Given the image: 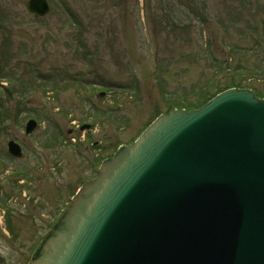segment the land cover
Instances as JSON below:
<instances>
[{"label": "rangeland", "instance_id": "1", "mask_svg": "<svg viewBox=\"0 0 264 264\" xmlns=\"http://www.w3.org/2000/svg\"><path fill=\"white\" fill-rule=\"evenodd\" d=\"M27 1L0 0V100L7 108L0 113V187L26 173L31 204L41 184L50 192L69 182L75 192L82 182L76 154L107 157L172 102L192 101L198 82L212 76L207 42L214 40L222 63L251 46L250 24L264 35V0H47L41 18L27 12ZM168 17L184 25L166 29ZM253 85L264 90L263 82ZM29 119L37 127L25 135ZM85 124L94 129L81 131ZM9 140L20 144L21 159H7ZM55 160L69 170L55 173ZM26 225L28 259L37 243Z\"/></svg>", "mask_w": 264, "mask_h": 264}, {"label": "water", "instance_id": "2", "mask_svg": "<svg viewBox=\"0 0 264 264\" xmlns=\"http://www.w3.org/2000/svg\"><path fill=\"white\" fill-rule=\"evenodd\" d=\"M28 264H264V99L229 89L158 116L102 162Z\"/></svg>", "mask_w": 264, "mask_h": 264}, {"label": "flooded vegetation", "instance_id": "3", "mask_svg": "<svg viewBox=\"0 0 264 264\" xmlns=\"http://www.w3.org/2000/svg\"><path fill=\"white\" fill-rule=\"evenodd\" d=\"M90 129H86L87 132L91 131ZM58 140L52 141L50 146H55L56 143L59 144ZM74 147H77L75 152L80 153L79 145ZM76 155H81L76 163V173L78 175L77 179L82 180V184L92 180L98 173L101 161L109 157L99 158V156H96L89 158L84 153ZM53 163L52 170L55 173H61V170L64 169L63 163L57 160ZM38 165L36 166V172L37 175H40L43 171L44 162L39 167ZM65 170L69 169H64V173ZM38 181L41 182L40 176L34 183L37 184ZM2 183L3 186L0 187V264H26L27 258L24 246L27 232L26 221H29L28 229L32 232L29 235L33 243H37L36 247L29 252L31 255L51 226L66 209L75 192L71 189L69 182H67L65 189L55 187V190L50 192H43L41 184L40 190H38V186H35L34 189L37 190L30 192L29 195H34L33 202H35L31 204L25 201V191L28 192V184H31V180L27 178L26 173H21L17 177L14 176L10 180H2ZM32 199L29 198L28 200L32 201ZM40 227H43V229L39 232Z\"/></svg>", "mask_w": 264, "mask_h": 264}, {"label": "trees", "instance_id": "4", "mask_svg": "<svg viewBox=\"0 0 264 264\" xmlns=\"http://www.w3.org/2000/svg\"><path fill=\"white\" fill-rule=\"evenodd\" d=\"M200 18L202 21H205L203 15L200 16ZM166 24V29H174L184 25V23L179 22L178 19L173 17H168V19H166ZM258 25L259 24H250L252 44L251 46H240L238 49L240 52H238L237 58H232L231 56L230 58L225 57L224 61L220 63L217 58H215L217 50L214 49V40L207 42V56L211 59L212 76L209 78L204 77L198 82L195 90H193L194 99L192 101L172 102L165 113H169L174 109H183L187 111L198 109L215 95L230 88L249 89L256 97L264 98V90H259L253 85L256 82L264 83V44H262L264 35L255 31L254 27ZM209 35L210 34H207V37H211ZM230 47H228V52H233V47H231L232 49ZM0 75L2 76L5 74L1 73ZM3 104V100H0V113L2 114H4Z\"/></svg>", "mask_w": 264, "mask_h": 264}]
</instances>
